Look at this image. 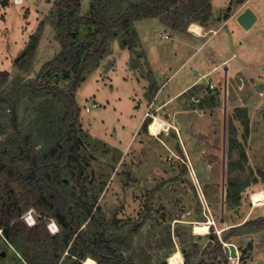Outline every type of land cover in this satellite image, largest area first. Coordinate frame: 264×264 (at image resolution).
<instances>
[{
  "label": "rangeland",
  "instance_id": "obj_1",
  "mask_svg": "<svg viewBox=\"0 0 264 264\" xmlns=\"http://www.w3.org/2000/svg\"><path fill=\"white\" fill-rule=\"evenodd\" d=\"M237 1L213 0L211 14L214 11L222 24L244 6ZM92 2L82 0V15H89ZM227 2L231 8L222 11ZM58 5L59 0H0V71L11 74L0 91L9 100L0 106V126L8 127L0 134V145L16 136L28 153L27 159H17L24 166L55 143L51 123L64 113L63 105L42 89L46 82L39 77L62 48L56 39ZM249 5L258 16L249 31L234 20L225 23L218 35L199 40L208 42L180 70L195 52L185 47L194 36L174 29L172 19H145L135 23L140 39L135 54L112 40L100 65L76 92L70 88L72 79L51 80V85L75 96L80 108V155L85 164L79 187L88 190L90 203L97 199L93 215L98 217L83 228L103 235L136 264H169L175 251L183 256V250L193 249L197 254L192 264H264V228L258 226L264 224V204L256 208L251 201L253 192L264 191V0ZM93 34V27H82L75 42ZM102 37L86 52L100 49ZM144 50L162 75L160 83L172 76L168 90L195 80L197 69L207 72L236 56L199 87L170 103L164 93L153 103L148 80L152 69L144 67ZM212 53L215 61L198 66ZM138 59L142 66L134 69L133 60ZM237 78L244 80L242 86ZM152 116L170 128L151 136ZM6 160L12 162L10 156ZM75 179L70 183L77 189ZM232 184L243 186L237 204L227 196ZM28 213L39 225L38 212L30 209L24 215ZM44 219L47 228L57 221ZM209 220L214 221L210 234L193 233L194 223ZM219 244L223 250L225 244L235 245L238 257L215 255ZM13 252L6 250L0 229V264H18Z\"/></svg>",
  "mask_w": 264,
  "mask_h": 264
},
{
  "label": "trees",
  "instance_id": "obj_2",
  "mask_svg": "<svg viewBox=\"0 0 264 264\" xmlns=\"http://www.w3.org/2000/svg\"><path fill=\"white\" fill-rule=\"evenodd\" d=\"M211 7V0H93L89 15H82V0H59L56 39L62 48L39 73L46 82L42 89L64 107L62 118L56 117L51 123L55 143L27 166L17 163V159H27L28 153L19 146L16 136H9L0 145V229L6 250L13 249L18 264H83L88 257L95 259L96 264H136L118 252L103 235H92L83 228L86 223L93 225L98 217L93 215L97 199L90 203L86 198L88 190L79 187L85 164L80 155L83 145L80 108L75 96L51 85V80L72 79L70 88L76 92L100 65L105 48L112 40H118L122 49L136 53L140 47L136 22L159 18L167 23L172 19L174 29L187 31L192 23L204 26L211 17ZM82 27H93L94 34L77 44L75 33ZM101 36V48L94 51L95 46L86 52ZM143 57L144 67L148 66L145 53ZM134 60L133 68L139 69L142 66L139 59L138 64ZM10 79L9 71H0V91ZM148 80L155 95L158 85L151 70ZM8 102L2 93L0 106ZM7 129L0 126V134H5ZM9 156L12 162L6 160ZM73 177H76L77 189L71 186ZM242 192L243 186L232 184L227 191L228 199L237 204ZM30 209L41 216L40 224L33 229H28L22 220ZM96 210L101 211L99 206ZM30 218L36 221L35 217ZM44 218L57 220L51 223V228L56 232L59 224L62 231L51 236ZM258 226L264 228L263 223ZM213 252L224 253L222 245L216 246ZM196 254L195 249L183 250L185 263L192 264Z\"/></svg>",
  "mask_w": 264,
  "mask_h": 264
},
{
  "label": "crops",
  "instance_id": "obj_3",
  "mask_svg": "<svg viewBox=\"0 0 264 264\" xmlns=\"http://www.w3.org/2000/svg\"><path fill=\"white\" fill-rule=\"evenodd\" d=\"M212 1L211 0V5H212V8H213V4H212ZM241 0H238L237 2L238 3H241L240 2ZM252 0H243V4L244 6H242V9H239L238 10H234L232 13H230L229 15H227L226 19L223 20V23L221 24V21H218L217 20V17L215 16V13L214 11H212L213 13L211 14V17L210 19L208 20V22L202 26V35L203 36H197L195 34H192L189 32V30L185 31L186 34H190V35H193L194 37L193 38H190V42L188 45H186L185 47L186 48H189V49H195V52L194 54L189 57L182 65L181 67L178 69H182L184 67H187L189 64L188 62L193 58V56H195L196 54L200 55V53L202 52V49L204 47V45L208 42V40H206L205 42L203 43H199V40H202V39H205L207 38V36L209 34H212V36H215V35H218L219 32L222 30L223 28V25L227 22H230V21H235L239 26L240 24L237 22V16L242 13L245 8L249 7L250 5V2ZM229 2H227V4L225 6H222L221 9L222 11L223 10H226L228 8H231V4L228 5ZM227 14V12H226ZM258 21V20H257ZM199 24V23H198ZM241 27V26H240ZM242 28V27H241ZM243 29V28H242ZM245 30V29H244ZM246 31H249V30H246ZM139 35V34H138ZM141 37V36H140ZM198 42V43H197ZM186 50V49H185ZM145 51V50H144ZM146 53V57H147V60H148V63H149V66H151V69L155 75V79L157 80L156 82H158V90L156 92V94L154 95V98L152 101L153 103H156V101L160 98H162V96L164 95L165 93V96L168 97L167 100L168 103H170V100H172L173 98H178L179 96L185 94L186 92L192 90L193 88L195 87H199L201 84L204 83V80L208 79L210 76H212L214 73L218 72L221 68L225 67L226 65H228L229 61L231 60V58H234L236 56V54H234L232 57L228 58V59H223L221 60L220 62H217L216 64H214L212 66V68L209 70V71H203L201 69H197L196 71L198 72L197 73V76H195V80H193L192 82L188 83L187 85H185L184 87H182L181 89H178V87L175 85L172 89L168 90V85H167V82H169L170 80H172V76L168 79V81L164 82V83H160L161 79H162V75L160 74V71H158L156 68H153L151 63H150V60H149V53L148 51L146 50L145 51ZM214 53H217V51H214ZM212 53L211 55H209V57H205L203 58V60H201L200 64H198V66L200 67H204L206 65H208L209 63L215 61V54ZM228 69V67H227ZM178 72V71H177ZM176 73V72H175ZM174 73V74H175ZM243 81V84H244V80ZM212 85H216V83L214 82ZM170 96V97H169ZM145 103H147L145 101ZM152 104V103H151ZM167 118V117H166ZM145 120V114L144 116L142 117L141 119V123L142 121Z\"/></svg>",
  "mask_w": 264,
  "mask_h": 264
},
{
  "label": "bare ground",
  "instance_id": "obj_4",
  "mask_svg": "<svg viewBox=\"0 0 264 264\" xmlns=\"http://www.w3.org/2000/svg\"><path fill=\"white\" fill-rule=\"evenodd\" d=\"M188 30L192 34H195L197 36H203L202 26L198 23H192ZM169 128H170V125L165 120L161 119L158 116H152V120L148 124V131L151 136H158L161 132L166 131ZM251 201H252L253 206L256 208L262 206L264 204V191L253 192L251 194ZM212 225H214L213 220H209L208 222H203V223L196 222L194 223L193 233L198 236L208 235L210 234ZM232 259H236V258H232ZM168 263L169 264H184V257L182 256L181 251L179 250L175 251V253H173L168 258ZM84 264H96V260L91 257H88L87 259H85Z\"/></svg>",
  "mask_w": 264,
  "mask_h": 264
},
{
  "label": "water",
  "instance_id": "obj_5",
  "mask_svg": "<svg viewBox=\"0 0 264 264\" xmlns=\"http://www.w3.org/2000/svg\"><path fill=\"white\" fill-rule=\"evenodd\" d=\"M241 4H243V0L240 1ZM237 22L240 24V26L245 29V30H250L254 24L257 22L258 20V16L255 14V12L251 9V7H247L245 8V10L240 13L237 16ZM99 48H95L94 51H98ZM238 79V83L239 86H242L243 81L241 78H237ZM224 252L226 254V256L231 257V258H237L238 257V251L236 249V246H234L233 244L228 245H224Z\"/></svg>",
  "mask_w": 264,
  "mask_h": 264
},
{
  "label": "built area",
  "instance_id": "obj_6",
  "mask_svg": "<svg viewBox=\"0 0 264 264\" xmlns=\"http://www.w3.org/2000/svg\"><path fill=\"white\" fill-rule=\"evenodd\" d=\"M162 38H168V35H162L161 36ZM212 88H214V86L211 85ZM97 107V106H96ZM89 111V110H88ZM30 216H33L35 217L36 221L33 222V219L30 218ZM23 220L26 224V227L28 229H33L34 227H36L38 224H37V217L35 215H32L31 213H28L26 215H23ZM53 223V222H52ZM58 223V222H57ZM59 225V224H58ZM48 229H49V233L51 234V236H56L57 234H59L61 231H62V228L61 226L59 225V228L56 232L53 231V229L51 228V224L48 225Z\"/></svg>",
  "mask_w": 264,
  "mask_h": 264
}]
</instances>
